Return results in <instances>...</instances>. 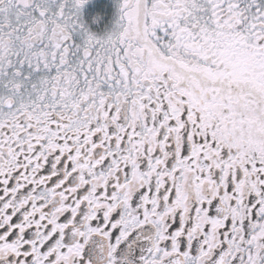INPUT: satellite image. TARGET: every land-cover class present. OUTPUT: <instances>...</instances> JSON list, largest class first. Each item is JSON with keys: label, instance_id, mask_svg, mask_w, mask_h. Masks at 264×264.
I'll list each match as a JSON object with an SVG mask.
<instances>
[{"label": "snow or ice", "instance_id": "1", "mask_svg": "<svg viewBox=\"0 0 264 264\" xmlns=\"http://www.w3.org/2000/svg\"><path fill=\"white\" fill-rule=\"evenodd\" d=\"M0 264H264V0H0Z\"/></svg>", "mask_w": 264, "mask_h": 264}, {"label": "flooded vegetation", "instance_id": "2", "mask_svg": "<svg viewBox=\"0 0 264 264\" xmlns=\"http://www.w3.org/2000/svg\"><path fill=\"white\" fill-rule=\"evenodd\" d=\"M96 7H99V5H97ZM94 10H95L94 8L89 9V11H94Z\"/></svg>", "mask_w": 264, "mask_h": 264}]
</instances>
